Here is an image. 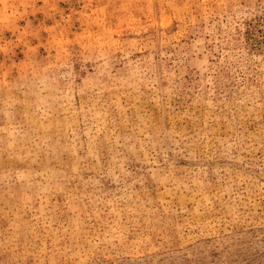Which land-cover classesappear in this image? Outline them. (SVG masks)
<instances>
[{
  "label": "rangeland",
  "instance_id": "rangeland-1",
  "mask_svg": "<svg viewBox=\"0 0 264 264\" xmlns=\"http://www.w3.org/2000/svg\"><path fill=\"white\" fill-rule=\"evenodd\" d=\"M0 264H264V0H0Z\"/></svg>",
  "mask_w": 264,
  "mask_h": 264
}]
</instances>
